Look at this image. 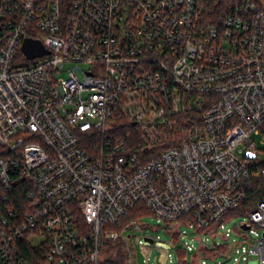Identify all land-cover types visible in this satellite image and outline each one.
I'll return each mask as SVG.
<instances>
[{"label": "built area", "instance_id": "2783aa9c", "mask_svg": "<svg viewBox=\"0 0 264 264\" xmlns=\"http://www.w3.org/2000/svg\"><path fill=\"white\" fill-rule=\"evenodd\" d=\"M204 14L200 0H0V264H100L118 241L137 264L139 218L124 219L138 204L176 242L167 264H264V202L227 229L239 241L208 237L264 176V6ZM28 38L49 54L28 59Z\"/></svg>", "mask_w": 264, "mask_h": 264}, {"label": "rangeland", "instance_id": "374dc122", "mask_svg": "<svg viewBox=\"0 0 264 264\" xmlns=\"http://www.w3.org/2000/svg\"><path fill=\"white\" fill-rule=\"evenodd\" d=\"M260 2L264 3V0H259ZM73 66H71L72 68ZM67 67L64 71H62L58 76L59 77H66L68 76V69ZM88 69V65L86 64H81L80 67L77 69V74L78 76L83 79L84 74L82 71H85ZM256 142L258 146L262 149H264V144H262L261 137L255 136ZM261 161L264 162V155H260ZM244 218H247L246 214H242L241 211L239 212H232L228 214V216L224 220V228L219 229L217 231V236L216 237H211L208 236L210 241L213 243L214 240L216 242H224L228 241L232 242L233 240H240V237L233 231L231 233V236L228 240L224 238V235L227 232V229H232L238 225V223L242 222ZM185 229V228H183ZM127 235H131L132 240L130 241L131 243V250L134 251L135 257L137 264H141L143 260V252H148L150 251V259H151V264H167V255L169 253L174 254V246L176 245L175 240L173 239L172 235L164 228L163 226H160L156 222V220L151 216L149 213L143 214L139 217V224L136 225L135 227L132 228V230H128ZM146 236H151L155 238L154 243H150L146 241ZM138 238L142 239L144 241V247H141L137 240ZM123 242V241H122ZM125 244L127 254L129 255V249L127 246L126 242H123ZM197 244V243H196ZM216 262H222L224 264H233V258H227L226 256H219L215 259ZM211 263L212 261H208ZM128 264L129 259H128Z\"/></svg>", "mask_w": 264, "mask_h": 264}, {"label": "trees", "instance_id": "16d2710c", "mask_svg": "<svg viewBox=\"0 0 264 264\" xmlns=\"http://www.w3.org/2000/svg\"><path fill=\"white\" fill-rule=\"evenodd\" d=\"M247 1L249 0H200V4L204 8V15L207 24L221 25L226 17L233 15L236 10L242 7ZM251 1L264 6V3L259 0ZM260 202H264V176H261L251 182L241 207L231 211L230 213L241 211L242 214H247ZM147 213L149 212L145 209L143 204H138L135 208L129 211L124 221L139 218L141 215ZM24 255L34 263V258L28 252H25ZM183 255H185V252L182 250L179 251L178 256L182 257ZM100 264H128V254L125 244L122 241L106 244L101 251ZM176 264L189 263L181 261Z\"/></svg>", "mask_w": 264, "mask_h": 264}, {"label": "water", "instance_id": "95a60500", "mask_svg": "<svg viewBox=\"0 0 264 264\" xmlns=\"http://www.w3.org/2000/svg\"><path fill=\"white\" fill-rule=\"evenodd\" d=\"M22 51L30 60L49 54V51L44 47V45L40 41L30 38L24 41ZM146 240L150 243L153 242L151 239Z\"/></svg>", "mask_w": 264, "mask_h": 264}]
</instances>
